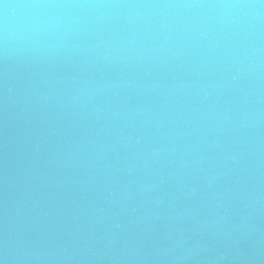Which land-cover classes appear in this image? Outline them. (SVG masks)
<instances>
[{
	"label": "water",
	"instance_id": "95a60500",
	"mask_svg": "<svg viewBox=\"0 0 264 264\" xmlns=\"http://www.w3.org/2000/svg\"><path fill=\"white\" fill-rule=\"evenodd\" d=\"M0 264H264V0H0Z\"/></svg>",
	"mask_w": 264,
	"mask_h": 264
}]
</instances>
